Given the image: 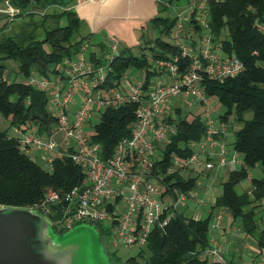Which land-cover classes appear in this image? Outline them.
<instances>
[{
  "label": "trees",
  "instance_id": "trees-1",
  "mask_svg": "<svg viewBox=\"0 0 264 264\" xmlns=\"http://www.w3.org/2000/svg\"><path fill=\"white\" fill-rule=\"evenodd\" d=\"M197 1L192 0L191 5ZM7 2L17 11L12 16L0 13V119L8 123L6 129H0V206L27 208L40 202L48 187L66 191L79 185L82 173L69 160L56 161L53 171L47 172L19 152L17 138L9 133L10 129L29 125L42 133L48 132L54 123L47 112V94L25 86L22 81L34 73L45 77L54 74L65 59L86 52L90 35L72 42L81 27L73 9L76 0ZM206 3L212 47L219 48L221 54L235 55L244 64V71L234 78L217 82L203 77L201 83L206 95L216 99L224 109L214 117L229 126L234 135L233 148L243 163L240 168L229 171L212 208L226 210L231 224L237 222L243 236L254 240L256 255L264 253V227L260 225V214L264 215L261 205L264 199V34L256 28L257 24H264V0H206ZM176 22L156 15L147 25L152 29L163 26L161 35L171 37ZM190 24L195 31H200L195 15L190 17ZM98 47L101 54H87L90 61L101 64L102 53L105 55L107 49L104 44ZM176 57L180 69L184 70L189 60L180 58L174 42L160 36L146 37L143 30L136 47L118 48L109 63L107 85L115 86L130 69L151 81L158 75L153 67L156 60L173 62ZM7 60L17 64L13 78L7 77ZM134 108L125 105L102 114L93 140L100 145L103 159L110 157L122 138L129 137V126L135 119ZM176 115L175 133L169 137L162 161L157 163L161 171L169 168L174 157H189L190 144L200 141L205 134L201 112L189 114L178 109ZM232 126H238L237 130L232 131ZM256 168L263 171L262 177L251 178L250 190L238 193L236 187ZM165 182L169 188L181 191L196 187V178L186 179L176 173L167 176ZM211 219V214L195 220L179 212L165 229L151 234L145 248L123 264H218L204 255L210 247Z\"/></svg>",
  "mask_w": 264,
  "mask_h": 264
},
{
  "label": "built area",
  "instance_id": "built-area-1",
  "mask_svg": "<svg viewBox=\"0 0 264 264\" xmlns=\"http://www.w3.org/2000/svg\"><path fill=\"white\" fill-rule=\"evenodd\" d=\"M16 11L9 5L0 8L1 14L9 16ZM192 15L199 32L190 24ZM208 18L206 0H198L175 23L171 38L180 58L189 60L184 70L177 57L173 62L156 60L153 67L158 75L151 81L142 74L135 78L125 74L110 87L106 78L109 63L119 48L118 40L112 38L104 44L105 66L90 61L86 50L65 59L48 77L34 73L22 81L47 94V112L54 123L42 133L29 125L12 128L19 152L39 161L36 163L47 172L53 171L56 161L69 160L82 173L79 185L66 191L48 187L40 202L28 209L55 217L49 221L59 232L81 223L97 224L105 228L114 248L140 250L147 246L151 234L165 229L176 214L204 203L203 187L212 172L234 171L243 165L233 148L229 126L214 117L213 103L201 83L203 77L217 82L234 78L244 71V64L235 55L221 54L219 48L212 47ZM256 28L264 34V24ZM125 105L135 107L130 135L103 159L100 145L93 140L95 126L107 109ZM178 109L189 114L201 112L205 134L190 144L189 157H174L169 168L161 171L157 163L175 133ZM174 173L196 178L199 191L169 188L165 179ZM261 205L264 207V199ZM226 216L224 209L212 214L210 247L204 252L218 264H225V260L211 234L223 229ZM251 264H264V253L254 255Z\"/></svg>",
  "mask_w": 264,
  "mask_h": 264
},
{
  "label": "crops",
  "instance_id": "crops-1",
  "mask_svg": "<svg viewBox=\"0 0 264 264\" xmlns=\"http://www.w3.org/2000/svg\"><path fill=\"white\" fill-rule=\"evenodd\" d=\"M8 5L7 0H2V4L0 3L3 8ZM73 9L77 16L86 22V31L90 35L88 39L97 38L98 46L114 38L118 40L119 47H136L143 30L147 27L146 24L157 15L154 10L156 9L154 0H76ZM96 48L91 46L90 50L97 54L99 48ZM231 139L234 140L233 134ZM228 173L227 169L212 172L203 187L206 193L204 203L200 206L190 205L182 213L186 217L199 220L202 219L203 210L207 208L208 215H212L217 210L212 207L219 196L215 191L216 185L221 181L220 176L225 174L227 178ZM237 187L238 193L249 191L250 183L243 185L240 190H237ZM195 188L199 191L198 187ZM224 223L223 229L213 232L211 236L220 246L225 264H251L256 250L254 240L243 236L237 222L231 224L232 220L228 213Z\"/></svg>",
  "mask_w": 264,
  "mask_h": 264
},
{
  "label": "rangeland",
  "instance_id": "rangeland-1",
  "mask_svg": "<svg viewBox=\"0 0 264 264\" xmlns=\"http://www.w3.org/2000/svg\"><path fill=\"white\" fill-rule=\"evenodd\" d=\"M158 1V2H156ZM192 0H154L156 5L155 12L157 15L163 19L168 20L169 22L178 21L180 19V14H187L188 9L191 6ZM2 4V1H0ZM2 8V6H0ZM81 21V27L77 33L72 37V42L80 40L82 37L88 36L86 31V22L79 18ZM147 25V24H146ZM163 26H159L156 29H152L149 25L144 29V34L146 37H157L160 36L162 39L173 43L170 36L161 35V29ZM174 29H171V32ZM170 37V38H169ZM41 38V37H39ZM98 39L92 38L89 42L88 51L90 52L91 46L94 48H99ZM96 48V49H97ZM47 49V47H46ZM135 50V48H133ZM134 50L132 53L134 54ZM136 52L139 53L138 49ZM97 53H101L100 49L97 50ZM146 53H149L146 51ZM88 57L89 55L85 53ZM101 64L106 65L105 57L102 56ZM7 66V77L13 78L17 73V64L13 61H5ZM137 75L134 69L128 71V76L135 78ZM7 78V79H8ZM214 109V116L217 117L219 113H223L224 109L220 106L216 99H211ZM232 118H230V121ZM8 126V123L5 120L0 119V129L4 130ZM238 126H232V131H236ZM9 133L15 135L13 130L10 129ZM234 137V135H233ZM40 163L39 161H36ZM263 171L260 168L253 169L249 172L248 179L242 182L237 190L245 184H249L251 178H260L262 177ZM221 181L216 185L217 195L221 194L222 183L226 180V175L223 174L220 176ZM208 215V209H204L202 213V218H205ZM260 225L264 227V215L260 214ZM102 229L98 227L97 224L81 223L73 226L71 229L64 230L59 232L53 227H48L44 232V239L49 241L48 252L46 254L50 255L58 254V257L62 254L61 259L64 260L65 264H123L125 261L137 255L138 250L130 247H116L114 248L109 241V236L106 231H103L105 228L101 226ZM103 231V232H101ZM264 252V251H263ZM56 256V255H54Z\"/></svg>",
  "mask_w": 264,
  "mask_h": 264
},
{
  "label": "water",
  "instance_id": "water-1",
  "mask_svg": "<svg viewBox=\"0 0 264 264\" xmlns=\"http://www.w3.org/2000/svg\"><path fill=\"white\" fill-rule=\"evenodd\" d=\"M49 226V219L34 210L0 206V264H65L62 254L45 253Z\"/></svg>",
  "mask_w": 264,
  "mask_h": 264
}]
</instances>
